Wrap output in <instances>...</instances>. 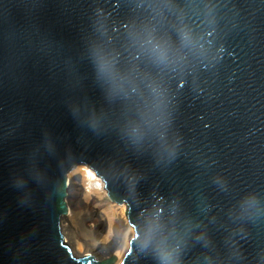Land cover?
<instances>
[{"label": "water", "instance_id": "obj_1", "mask_svg": "<svg viewBox=\"0 0 264 264\" xmlns=\"http://www.w3.org/2000/svg\"><path fill=\"white\" fill-rule=\"evenodd\" d=\"M73 166L119 264H264V0H0V264H115L63 232Z\"/></svg>", "mask_w": 264, "mask_h": 264}, {"label": "bare ground", "instance_id": "obj_2", "mask_svg": "<svg viewBox=\"0 0 264 264\" xmlns=\"http://www.w3.org/2000/svg\"><path fill=\"white\" fill-rule=\"evenodd\" d=\"M89 173H91V175H89ZM67 177L68 212L66 216L63 217V219L66 220V223L63 224V230L73 231L76 229V223L75 220H73L75 214L74 211L71 209V206H69L73 202L74 205L82 203L85 208H89V211L91 210L92 213L95 212V216H97L96 220L94 219L95 216L92 218L95 220L93 221V224L85 225L84 229L86 233L84 235V238H77L75 236L70 241V245L72 247L73 252L76 254H83L88 252L95 253L96 248L107 247L108 250L106 254L113 255L114 259L116 260L115 264H118L122 260L125 252L127 251L129 241L133 236V228H129L124 213L126 211L125 205L112 204L109 202L103 180L101 178L95 177V172L91 168L73 166L71 168V171L68 172ZM96 183L100 184L99 188L95 187ZM101 204H104V207H102ZM98 206H101L102 209L104 208L103 211H99L100 208L98 209ZM90 218H88L87 220L91 221ZM98 223L101 226L103 225L102 227H104L105 229L103 241L105 240L107 242L109 238H112V242L114 243V245L117 244L118 241L120 242V244L116 247L117 249L115 251L114 245L111 244V242L105 245V242L102 243L103 241L100 242L95 240L92 234L96 228H99ZM119 226H121L122 229L120 236H117L116 229Z\"/></svg>", "mask_w": 264, "mask_h": 264}, {"label": "rangeland", "instance_id": "obj_3", "mask_svg": "<svg viewBox=\"0 0 264 264\" xmlns=\"http://www.w3.org/2000/svg\"><path fill=\"white\" fill-rule=\"evenodd\" d=\"M67 203H68V200H67ZM69 204H70V202H69ZM105 204V203H104ZM104 204H101V206L102 207H104L103 205ZM69 206H71V209L74 211V217H75V219H74V217H73V220H75V226H76V229L75 230H73V231H71V230H63L64 231V233H65V236H66V238H67V241L70 243V241L76 236L77 238L78 237H80V238H84L85 236V233H86V231H85V225L87 224V225H89V224H93V221H95L96 220V218H97V216H95L96 214H95V212L94 213H92L91 212V210L89 211V208H85L83 205H82V203H78V204H75L74 205V202L72 203V204H70ZM101 206H98L97 208L99 209V211H103V209H102V207ZM96 208V209H97ZM75 209V210H74ZM75 212H77V213H75ZM89 215H91V216H89ZM95 216V217H94ZM91 217V218H90ZM94 217V219H92ZM88 218H90L91 219V221H88L87 219ZM84 222V223H83ZM66 223V220H64L63 219V222H62V226H63V224H65ZM103 226V225H102ZM101 225H99V223H98V227L99 228H96L94 231H93V236H94V238H95V240L96 241H103V239H104V235H105V229H104V227H102ZM64 228V227H63ZM103 228V229H102ZM102 229V230H101ZM121 226H119L117 229H116V234H117V236H120V234H121ZM83 235V236H82ZM120 240V239H119ZM113 241V239L112 238H109L108 240H107V242L104 240L102 243H104L105 245L106 244H108V243H110L111 242V244H113L114 245V243L112 242ZM120 244V242L118 241L117 242V244H115L114 245V251L117 249L116 247L118 246ZM88 248V247H87ZM86 248V249H87ZM112 249H113V247H112ZM107 247H103V248H96L95 249V253H97V255H99V256H105V255H107L106 254V252H107ZM120 263V262H119ZM118 263V264H119Z\"/></svg>", "mask_w": 264, "mask_h": 264}, {"label": "clouds", "instance_id": "obj_4", "mask_svg": "<svg viewBox=\"0 0 264 264\" xmlns=\"http://www.w3.org/2000/svg\"><path fill=\"white\" fill-rule=\"evenodd\" d=\"M95 187L99 188V187H100V184H99V183H96V184H95ZM164 258H165V259H168V254L165 253V254H164Z\"/></svg>", "mask_w": 264, "mask_h": 264}, {"label": "snow or ice", "instance_id": "obj_5", "mask_svg": "<svg viewBox=\"0 0 264 264\" xmlns=\"http://www.w3.org/2000/svg\"><path fill=\"white\" fill-rule=\"evenodd\" d=\"M89 175H91V173H89Z\"/></svg>", "mask_w": 264, "mask_h": 264}]
</instances>
